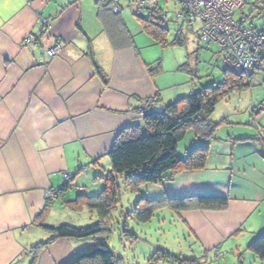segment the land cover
I'll return each mask as SVG.
<instances>
[{
    "label": "crops",
    "instance_id": "1",
    "mask_svg": "<svg viewBox=\"0 0 264 264\" xmlns=\"http://www.w3.org/2000/svg\"><path fill=\"white\" fill-rule=\"evenodd\" d=\"M153 12L165 14L152 0H144L141 13L132 0H0V264L65 262L83 242L46 245L43 227L70 224L62 217L83 210L73 208L77 196L102 193L108 154L122 132L143 129L146 100L163 109L196 91L183 54L174 52L165 64L158 49L183 48L191 26H177L173 40L164 26L162 44L140 20ZM54 44L57 54L50 52ZM219 54L223 62L225 52ZM248 82L222 100L237 95L220 121L210 120L211 137L192 131L185 151L207 143L203 169L147 188L153 201L227 199L219 210H172L192 235L198 264H264L249 249L264 233V66ZM62 188L47 205L45 192Z\"/></svg>",
    "mask_w": 264,
    "mask_h": 264
},
{
    "label": "trees",
    "instance_id": "2",
    "mask_svg": "<svg viewBox=\"0 0 264 264\" xmlns=\"http://www.w3.org/2000/svg\"><path fill=\"white\" fill-rule=\"evenodd\" d=\"M257 2L264 3V0H257ZM253 6L258 9L257 5ZM140 18L144 27L155 38L162 44L166 43L165 14L153 12L151 18ZM179 41L178 38L172 43L174 45L181 44ZM224 76H226L225 80L218 86L201 87L188 97L163 108L161 112L153 110L154 102L152 100H146L144 107L140 110L143 114V129L140 126H132L129 130L122 132L116 139L114 148L108 154L110 170L102 177L104 182L102 193L95 197L79 195L72 202L73 208L86 207L91 213L96 212L94 214L97 219L96 223L85 228H73L69 225H61L56 228L45 226L43 228L50 236L46 245L59 239L104 238L110 234V225L113 220L112 212L121 201L119 183H123L126 190L137 193L142 185H158L171 181L174 175L202 170L208 151L207 143L191 147L183 158L178 155L177 146L183 140L188 129L195 132L196 135L204 137V139L211 137L216 129V124L210 121V117L216 105L231 92L240 91L245 86L247 87L250 79V76L232 75L226 68L224 69ZM64 188L56 191L57 199L64 193ZM50 203L52 202L47 200L46 204ZM65 203L70 204L71 202ZM141 203L144 205L140 206ZM226 203L227 199L212 195L160 201H143L141 199L135 213L127 216L136 223H147L154 216L153 211L158 208L168 207L177 212L185 210L191 205H196L200 209L219 210L223 209ZM122 236L128 243L137 239L134 234L127 230L126 225L122 226ZM44 246L45 243L40 244L36 246L35 250L42 249ZM249 249L260 259H264V233L250 244ZM159 261L198 264L194 260L174 257L166 251H157L150 257L148 263L158 264ZM123 263V258L121 256L117 258L114 251L105 243H95L74 251L62 264Z\"/></svg>",
    "mask_w": 264,
    "mask_h": 264
},
{
    "label": "rangeland",
    "instance_id": "3",
    "mask_svg": "<svg viewBox=\"0 0 264 264\" xmlns=\"http://www.w3.org/2000/svg\"><path fill=\"white\" fill-rule=\"evenodd\" d=\"M150 1V0H149ZM161 11L166 14V21L164 26L169 27L170 35L169 40L174 39L181 21L176 18L179 13L180 6L175 0H152ZM246 4L239 14L243 17L245 28H253L258 31H264V3L257 2V0H247ZM133 5V4H132ZM253 5H257L258 9H254ZM252 11V13H250ZM238 18V15L236 16ZM135 21L132 19L130 28L135 26ZM178 26V27H177ZM187 24H184L186 27ZM196 26V25H195ZM177 27V28H176ZM182 26V28L185 30ZM187 28H190L187 26ZM197 29V26H196ZM194 30V25L191 26V33L186 36L187 42L183 48L163 49L161 52L165 54V64L168 56L173 57L174 52H181L184 57V62L193 67V82L198 91L201 87L218 86L223 82V72L225 69L223 62L217 60L218 54L223 53L215 45L200 44L197 41V36ZM193 31V32H192ZM187 32V31H186ZM172 54V55H169ZM163 55V54H162ZM195 91V92H196ZM237 95H233L228 100L236 99ZM221 101L216 107L214 113L211 115V121L217 123L221 120L223 113L231 107L229 101ZM252 111V110H251ZM193 135L192 130H187L182 141L178 143V155H186L185 149L189 145L190 137ZM120 185L121 201L117 208L112 212L113 220L111 221V233L106 237H95L77 240L76 242H83L82 246L78 247L75 251L88 247L95 243H105L115 255L123 258V264H149L150 257L157 251H166L170 255L179 259L192 260L194 255L198 254L194 246V240L191 233L188 231L185 224L179 217L173 213L168 207L158 208L153 211L154 216L147 223H136L128 214L135 213V209L139 206V201H150L151 192L153 189L147 190L148 187H155V185H142L139 187L137 193H132L126 190L123 183ZM147 198H145V197ZM155 200V199H154ZM153 201V200H152ZM144 205V203H141ZM96 212H90L86 207L81 212L77 211L74 214L65 215L62 217L67 224L73 228H85L94 225L97 221ZM126 225L127 230L134 234L137 239L131 243L122 236V226ZM75 242V241H74ZM158 264H180L175 262L159 261ZM211 264V263H209Z\"/></svg>",
    "mask_w": 264,
    "mask_h": 264
},
{
    "label": "built area",
    "instance_id": "4",
    "mask_svg": "<svg viewBox=\"0 0 264 264\" xmlns=\"http://www.w3.org/2000/svg\"><path fill=\"white\" fill-rule=\"evenodd\" d=\"M181 10L176 18L187 26L198 25V39L204 44L216 45L225 52L223 64L235 76H251L264 66V32L245 28L236 19L247 0H175ZM116 3L117 0H111ZM138 13L144 10V0H132ZM118 12V8L114 10ZM45 28V26H42ZM42 28V29H43ZM27 44L35 43L27 38ZM52 54L60 52L57 44L50 49ZM140 116L143 114L140 111ZM63 185H68L71 176H63ZM57 190L45 192L46 202L57 199Z\"/></svg>",
    "mask_w": 264,
    "mask_h": 264
},
{
    "label": "water",
    "instance_id": "5",
    "mask_svg": "<svg viewBox=\"0 0 264 264\" xmlns=\"http://www.w3.org/2000/svg\"><path fill=\"white\" fill-rule=\"evenodd\" d=\"M154 110H155L156 112H161V111H162V108L159 107V108H157V109L155 108ZM115 256L118 258L119 255H115Z\"/></svg>",
    "mask_w": 264,
    "mask_h": 264
}]
</instances>
